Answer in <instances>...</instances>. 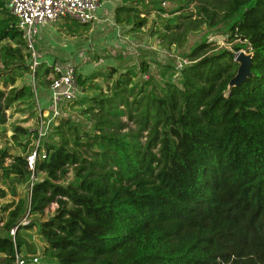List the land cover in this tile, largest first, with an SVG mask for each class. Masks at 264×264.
<instances>
[{"label":"trees","instance_id":"1","mask_svg":"<svg viewBox=\"0 0 264 264\" xmlns=\"http://www.w3.org/2000/svg\"><path fill=\"white\" fill-rule=\"evenodd\" d=\"M180 2L195 3L197 18L187 12L179 24L167 20L164 43L182 48L205 24L224 27L233 51L204 37L185 54L189 63L171 67L160 83L149 75L131 85L138 74L128 70L107 98L90 99L84 114L91 130L63 119L58 140L37 158L34 177H43L31 184L27 207L20 200L8 213L0 264L14 263L27 245L20 230L33 228L55 264H264V0ZM7 3L0 0V45L25 46ZM126 9L116 8L118 23ZM241 50L252 54L251 76L230 86ZM141 66L148 74L149 65ZM41 67L23 69L41 82ZM50 72L46 67L44 77ZM77 80L88 81L81 74ZM27 95L31 88L0 90V128L9 106ZM10 157L0 149V174L28 179L25 158L6 165ZM52 204L49 219L18 223L26 211L42 217Z\"/></svg>","mask_w":264,"mask_h":264},{"label":"rangeland","instance_id":"2","mask_svg":"<svg viewBox=\"0 0 264 264\" xmlns=\"http://www.w3.org/2000/svg\"><path fill=\"white\" fill-rule=\"evenodd\" d=\"M102 2L103 4L96 14L98 18L104 19L103 23L97 22L83 25L70 20L60 22L63 24L60 28L64 30H66L64 27L68 26L71 29H75V32L81 30L87 35L86 41H82V43L78 41L72 55L77 56L75 62L77 74H81L82 79L85 80L87 78L88 81L84 86L80 85L82 93L78 100L61 106L60 117L53 122L47 136L40 141L39 151L42 148L44 149V144L58 140L56 128L63 119H70L85 130H91L92 122L84 114L90 99L99 98L101 95L107 98L112 92L113 83L117 79L124 78L122 74H125L128 70L138 74V76L133 77L131 85H142L149 75L160 83L163 78L172 74L171 67H176L183 60L188 61L185 54L190 51L192 46L199 44L204 37H206L208 43L214 42L219 48H227L233 51L232 45L227 43L224 27L210 30L205 24L187 36L182 48L163 42L162 34L166 32L167 20L171 19L172 25L174 23L179 24L183 20L179 16L187 12L194 13L193 17H191L193 20L197 18L195 3L187 6L182 4L180 0H102ZM181 5L186 8L180 10ZM118 6L127 8V11L131 10L118 15L122 20L120 23L115 18ZM125 20L129 21V24L137 23V25L128 26ZM140 22H143V25H138ZM70 44L71 42H69ZM15 48H20V55L9 53ZM35 50L36 52L38 51L37 43ZM69 50H72V48ZM241 51L251 56V53H247L245 50ZM29 52L26 46L21 47L13 41H4L0 45V70H2L0 73V90L8 93L12 88L20 90L25 87L31 88L33 93V97L27 95L16 99L6 110V123L0 128V149H6L11 156L6 160V165L10 164L15 156L26 158L34 151L37 145L35 131L38 122V103L41 105L44 103L43 108H47L50 104L46 100L49 96V83L46 86V82L51 80L52 69L50 68V75L44 77L43 72L47 66L41 63L39 65V67L42 66L39 75L43 83L35 80L32 73L29 75L23 69L31 66ZM4 61L6 62L5 67L3 66ZM142 61L149 65L148 74L139 73ZM48 62L54 64L55 60L53 57H49ZM62 63L58 62V64ZM112 67H114L115 73H112ZM30 70L32 69L30 68ZM110 74L111 77L109 76ZM173 76L174 80L175 75ZM122 120L126 121V118L122 117ZM31 173L28 179L16 176H10L9 179H5L0 174V188L6 192V197L0 199V236L5 235L3 226L8 218L9 211L20 200L28 204L31 184L43 177L42 174H39L35 178L34 171ZM7 204H12V207L5 211L4 206ZM56 208V204L50 205L42 217H29L26 211L18 223L21 224L24 221L29 223L34 219L47 220L53 216ZM20 234L27 244L22 247L20 253L25 256L38 253L42 258L43 264H55V262L43 255L46 244L36 231V228L30 230L22 229ZM28 245L35 248V253L29 252Z\"/></svg>","mask_w":264,"mask_h":264},{"label":"built area","instance_id":"3","mask_svg":"<svg viewBox=\"0 0 264 264\" xmlns=\"http://www.w3.org/2000/svg\"><path fill=\"white\" fill-rule=\"evenodd\" d=\"M102 0H8L7 8L17 21V27L23 32L25 46L31 54V71L34 73L41 65L40 58L35 50V42L43 25L55 24L64 19L73 20L79 24H92L100 21L97 10L101 8ZM76 59H70L62 64H48L52 69L49 83V96L46 100L50 102L47 108L38 103V122L35 131L37 145L33 152L26 156L27 168L35 170L36 157L44 159L46 153L43 148L39 151L40 141L45 138L51 129L53 122L57 121L61 114V106L72 103L81 95L77 80ZM187 60L177 65L181 68ZM48 64V65H47ZM1 209V205H0ZM23 222L21 224H27ZM18 227L10 230L15 235ZM41 256L37 254L23 255L16 253L13 264H43ZM47 264V263H44Z\"/></svg>","mask_w":264,"mask_h":264},{"label":"crops","instance_id":"4","mask_svg":"<svg viewBox=\"0 0 264 264\" xmlns=\"http://www.w3.org/2000/svg\"><path fill=\"white\" fill-rule=\"evenodd\" d=\"M64 20H70V19H64ZM70 21L77 23L73 20ZM103 21L104 19H100V21L98 22L103 23ZM60 22H58L59 24L55 23V24L43 25L40 28V32L37 36L35 42V45L36 43L38 44L37 54L40 58V62H42L45 65H46L45 62L50 64L48 62L49 57L54 58L55 60L54 64L58 62H66L67 60L70 59H76L77 56L72 55V52L74 51V47L75 46L77 47L78 41H81L82 43V41L87 40L86 38L87 35L84 34V32H82L81 30L75 32V29H71L68 26L64 27L66 28L67 30L66 31L63 28H60L61 26H63V24ZM69 42H71L70 45ZM70 48H72V50H69Z\"/></svg>","mask_w":264,"mask_h":264},{"label":"water","instance_id":"5","mask_svg":"<svg viewBox=\"0 0 264 264\" xmlns=\"http://www.w3.org/2000/svg\"><path fill=\"white\" fill-rule=\"evenodd\" d=\"M235 61L239 63V68L236 76L231 81L230 86H238L245 82V80L251 76V64H252V54L251 56L245 54L243 51H238L235 53Z\"/></svg>","mask_w":264,"mask_h":264}]
</instances>
